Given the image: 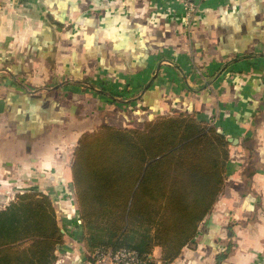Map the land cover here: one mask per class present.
<instances>
[{"label":"crops","instance_id":"0c3cea01","mask_svg":"<svg viewBox=\"0 0 264 264\" xmlns=\"http://www.w3.org/2000/svg\"><path fill=\"white\" fill-rule=\"evenodd\" d=\"M0 71V195L65 184L103 123L195 113L232 141L227 195L172 264H216L230 241L220 264H264V0H208L191 23L175 0H0ZM51 198L79 218L75 196ZM62 229L58 264H82V230Z\"/></svg>","mask_w":264,"mask_h":264},{"label":"trees","instance_id":"16d2710c","mask_svg":"<svg viewBox=\"0 0 264 264\" xmlns=\"http://www.w3.org/2000/svg\"><path fill=\"white\" fill-rule=\"evenodd\" d=\"M231 145L225 133L186 112L160 114L141 127L103 123L84 132L71 177L86 251L128 247L149 256L159 246L160 264H172L227 195ZM65 242L44 192L20 194L0 211V264H56Z\"/></svg>","mask_w":264,"mask_h":264},{"label":"rangeland","instance_id":"374dc122","mask_svg":"<svg viewBox=\"0 0 264 264\" xmlns=\"http://www.w3.org/2000/svg\"><path fill=\"white\" fill-rule=\"evenodd\" d=\"M7 74L8 73L6 71H0V78L3 75H7ZM90 83H91L90 85L88 83L85 84L83 88H85L86 90L92 91L96 87H100L99 85L95 84V82H93V81H90ZM106 124H109V123H106ZM110 125L118 127V128L123 127V126H117V125H113V124H110ZM126 127H129V126H126ZM67 177H68L66 180L67 182L65 184H53V185H48L47 187L46 186H44V187H34L33 186L30 188L29 185L26 186L25 184H22L21 182L15 184L9 190L5 191V193L0 195L1 196L0 197V211L4 210L6 207H8L10 204H12L17 199L18 195L23 194V193L28 192V191H34L37 189L45 190V192H47V194L50 197L51 196H74V186L72 183V177H71L70 170H69V175ZM11 196H15V198L13 200L12 199L9 200L8 198ZM75 204H76V208L78 211V206H77L76 200H75ZM57 206H58V204H57ZM69 214L71 215V213H67V214L59 213V214H57V216L60 215V216H58V221L61 224L60 226L62 228L66 229L67 234H69V236L73 237V242H75V243L79 242L80 243L81 238L77 237V235L82 230V229H80L79 218L78 217H72ZM72 233H74V236H72ZM65 238H66V235H65ZM82 241H83V239H82ZM83 244H84V241H83ZM58 249H59V247H58ZM58 249H57V251H58ZM86 253H87V251H86ZM59 257H60V253L56 257L57 258V260L55 261L56 264L59 263V260H58Z\"/></svg>","mask_w":264,"mask_h":264},{"label":"built area","instance_id":"2783aa9c","mask_svg":"<svg viewBox=\"0 0 264 264\" xmlns=\"http://www.w3.org/2000/svg\"><path fill=\"white\" fill-rule=\"evenodd\" d=\"M19 2L21 0H12ZM183 8L185 19L191 23L198 9L208 0H176ZM82 264H160L152 254L142 255L128 247H99L87 252Z\"/></svg>","mask_w":264,"mask_h":264}]
</instances>
